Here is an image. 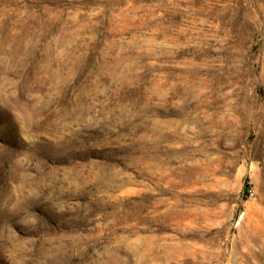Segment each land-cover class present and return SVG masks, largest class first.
Listing matches in <instances>:
<instances>
[{
    "label": "rangeland",
    "instance_id": "rangeland-1",
    "mask_svg": "<svg viewBox=\"0 0 264 264\" xmlns=\"http://www.w3.org/2000/svg\"><path fill=\"white\" fill-rule=\"evenodd\" d=\"M0 264H264V0H0Z\"/></svg>",
    "mask_w": 264,
    "mask_h": 264
}]
</instances>
